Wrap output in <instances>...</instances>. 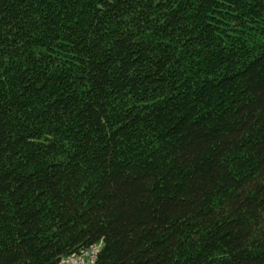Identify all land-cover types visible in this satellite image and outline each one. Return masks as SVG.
Masks as SVG:
<instances>
[{
  "label": "trees",
  "instance_id": "1",
  "mask_svg": "<svg viewBox=\"0 0 264 264\" xmlns=\"http://www.w3.org/2000/svg\"><path fill=\"white\" fill-rule=\"evenodd\" d=\"M264 264V0H0V264Z\"/></svg>",
  "mask_w": 264,
  "mask_h": 264
},
{
  "label": "built area",
  "instance_id": "2",
  "mask_svg": "<svg viewBox=\"0 0 264 264\" xmlns=\"http://www.w3.org/2000/svg\"><path fill=\"white\" fill-rule=\"evenodd\" d=\"M99 245L82 250L78 254L69 256L62 264H97Z\"/></svg>",
  "mask_w": 264,
  "mask_h": 264
},
{
  "label": "bare ground",
  "instance_id": "3",
  "mask_svg": "<svg viewBox=\"0 0 264 264\" xmlns=\"http://www.w3.org/2000/svg\"><path fill=\"white\" fill-rule=\"evenodd\" d=\"M94 245H99V251H100V249H101V247H102V243H98V244H94ZM94 245H92V246H94ZM92 246H90V247H92ZM89 247V248H90ZM89 248H86V249H89ZM85 250V249H84ZM99 251H98V253H99ZM98 255V254H97ZM69 256H67V257H64L63 259H62V261H65L67 258H68ZM61 261V262H62ZM60 264H62V263H60Z\"/></svg>",
  "mask_w": 264,
  "mask_h": 264
}]
</instances>
